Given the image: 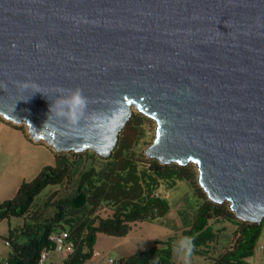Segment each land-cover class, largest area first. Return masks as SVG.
Returning <instances> with one entry per match:
<instances>
[{
  "label": "water",
  "instance_id": "water-1",
  "mask_svg": "<svg viewBox=\"0 0 264 264\" xmlns=\"http://www.w3.org/2000/svg\"><path fill=\"white\" fill-rule=\"evenodd\" d=\"M80 88L74 121L51 104ZM132 101V103H128ZM131 108L144 154L264 218V0H0V117L54 152L108 157Z\"/></svg>",
  "mask_w": 264,
  "mask_h": 264
},
{
  "label": "trees",
  "instance_id": "trees-1",
  "mask_svg": "<svg viewBox=\"0 0 264 264\" xmlns=\"http://www.w3.org/2000/svg\"><path fill=\"white\" fill-rule=\"evenodd\" d=\"M120 142L118 139L108 157L113 162L107 179L93 178L92 172L82 174L77 192L72 197L57 200L53 221L33 225L24 222L20 230L11 229L6 239L11 245L10 252L0 259V264H35L41 249L53 246L49 239L50 233L63 231L57 226L61 222L74 244L73 252L63 260V264H83L93 256L97 233L124 236L130 230V223L154 221L168 212V201L156 193L162 182L160 180H167L171 187L176 179L186 176L185 169L177 164L162 165L155 159L149 161L152 168H138L137 159L130 154L125 155L122 147L124 142ZM63 178V169L45 166L34 179L23 181L14 196L0 202V220L26 216L35 196L48 184L61 183ZM103 202L113 206L112 216L102 218L92 215L94 207ZM225 204H215L207 199L197 209L189 228L183 230L182 238L191 241L192 252L206 255L209 253V244L216 239V233L208 220L222 215L231 216L237 225L235 238L214 264H251L248 258L254 255L262 222L241 221ZM86 207L88 210L84 212ZM175 239L170 236L166 240H156L150 248L136 250L118 262L173 264V254L177 248Z\"/></svg>",
  "mask_w": 264,
  "mask_h": 264
},
{
  "label": "rangeland",
  "instance_id": "rangeland-1",
  "mask_svg": "<svg viewBox=\"0 0 264 264\" xmlns=\"http://www.w3.org/2000/svg\"><path fill=\"white\" fill-rule=\"evenodd\" d=\"M2 123L6 125L5 130H7L8 126L11 129L9 132L2 130V136L7 135L10 137V133L15 131V128L9 124L10 122ZM19 127L25 130L23 126ZM154 130V120L134 110L126 125L119 132L118 139L121 141L120 143L124 142L122 146L123 152H125V155L130 154L137 159L138 168H152L149 162L151 158L145 156L144 151L153 140ZM6 141H4L7 144L6 146H10L6 152H10L11 147L16 146L15 142L13 140ZM27 152L26 159L22 163H20L22 155L19 150L11 155L0 153V164L2 166L4 162L1 160L9 159V156L12 157L10 160L19 166L17 173L14 175L5 171V179L0 178V181H31L45 166L49 165L56 166L57 170L63 169L64 178L59 184H48L45 186L35 196L26 216L0 220V234L6 235L9 228H15V231L20 230L24 222L33 225L53 221L57 200L64 197H72L77 192L78 183L82 181V174L92 172L93 178L107 179L113 162L112 159H108L109 156L100 157L90 149L82 152H54L43 142L37 143L36 148L27 149ZM181 167L185 169L186 176L184 178L176 179L175 184L171 187H169L167 180H160L162 182L156 191L159 196L168 201L170 208L167 213L154 221L144 220L130 223V230L124 236L97 233L93 251L98 252L99 256L93 255L83 264H110L108 262L109 259L117 263L120 258L129 256L136 250L148 249L154 245L156 240H166L170 236L176 238L177 247L172 258L173 264H214L220 253L231 245L232 240L235 238L234 230L237 225L234 218L228 215L210 218L208 222L216 233V239L209 244V253L201 255L191 251L190 255L187 254L186 250L181 247V243L185 241L182 238V232L184 229L189 228L196 217L197 209L208 198L197 184L195 167L192 164H186ZM14 192L10 193V198L14 196ZM225 206L228 207V204L226 203ZM88 207H86L84 212H87ZM113 211L112 205L103 202L94 207L92 215L106 218L112 216ZM61 224L62 222L58 223L57 226L64 231L65 229L62 228ZM0 240L4 247L3 237ZM256 245L264 246V218ZM10 246V244L5 246V249L10 250ZM248 261L251 264H264V249L254 251V255L249 257Z\"/></svg>",
  "mask_w": 264,
  "mask_h": 264
},
{
  "label": "crops",
  "instance_id": "crops-1",
  "mask_svg": "<svg viewBox=\"0 0 264 264\" xmlns=\"http://www.w3.org/2000/svg\"><path fill=\"white\" fill-rule=\"evenodd\" d=\"M0 153H4L5 155H11L12 153H15L16 151L19 150V153H21L22 155V160L20 163H22L25 159H26V154L28 153L27 152V149L30 150V148H36V144L37 142H34L26 133V131L19 127V126H16L12 123H9L8 121H5L4 119H2L0 117ZM2 122H7L9 123L10 125H12L15 129V131H12L10 133V137L5 135V136H2V130H4L5 132H9L11 129H9V126L7 127V130H5V126L6 125H3ZM11 137H13V139H11ZM6 140H13V142H15V145L13 148L11 147L10 149V152H6L9 150V147L10 146H6L7 144L4 143V141ZM7 142V141H6ZM12 159L11 156H9V159L8 158H5L4 160H1L2 162H4L3 166L0 164V178L1 179H5V171H8L11 175H14L17 173L18 171V167L14 162H12ZM23 178V176H21ZM23 181H0V202L5 200V199H9V195L10 193H12V191H17L19 185ZM14 192V194H15ZM15 229V228H13ZM11 231V228L8 229V232L6 235L4 234H0V238L3 237V245L4 247L2 246L1 244V240H0V259L7 256L8 253L10 252V250H7L5 249V246H9V245H5V241L7 239V236L9 235V232ZM65 258H62V256L55 252V251H51L49 252V257H48V261H47V264H63V260Z\"/></svg>",
  "mask_w": 264,
  "mask_h": 264
},
{
  "label": "clouds",
  "instance_id": "clouds-1",
  "mask_svg": "<svg viewBox=\"0 0 264 264\" xmlns=\"http://www.w3.org/2000/svg\"><path fill=\"white\" fill-rule=\"evenodd\" d=\"M87 104V99L83 95V91L80 88L68 90V94L58 98L54 101L51 106L50 110L53 107L62 106L57 111V115L64 116L69 120L74 121L76 119L77 111L82 110ZM181 247H183L187 254H191V241L187 238L185 241L181 243Z\"/></svg>",
  "mask_w": 264,
  "mask_h": 264
},
{
  "label": "built area",
  "instance_id": "built-area-1",
  "mask_svg": "<svg viewBox=\"0 0 264 264\" xmlns=\"http://www.w3.org/2000/svg\"><path fill=\"white\" fill-rule=\"evenodd\" d=\"M49 239L52 242V248L41 249L35 264H47L49 252L51 251L59 253L62 258H66L69 254L73 252L74 244L73 241L69 239L67 231L52 232L49 235ZM5 245H9V242L7 240L5 241ZM263 249V245H256L255 247V251ZM93 255L99 256V253L94 252ZM108 262L110 264H119V262L115 263V261L112 259H109Z\"/></svg>",
  "mask_w": 264,
  "mask_h": 264
},
{
  "label": "bare ground",
  "instance_id": "bare-ground-1",
  "mask_svg": "<svg viewBox=\"0 0 264 264\" xmlns=\"http://www.w3.org/2000/svg\"><path fill=\"white\" fill-rule=\"evenodd\" d=\"M135 109L131 108V111L133 112Z\"/></svg>",
  "mask_w": 264,
  "mask_h": 264
},
{
  "label": "snow or ice",
  "instance_id": "snow-or-ice-1",
  "mask_svg": "<svg viewBox=\"0 0 264 264\" xmlns=\"http://www.w3.org/2000/svg\"><path fill=\"white\" fill-rule=\"evenodd\" d=\"M128 103H132V101H128Z\"/></svg>",
  "mask_w": 264,
  "mask_h": 264
}]
</instances>
